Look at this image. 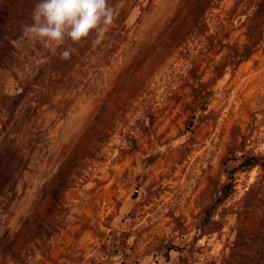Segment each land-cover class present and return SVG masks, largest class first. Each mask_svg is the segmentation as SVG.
Masks as SVG:
<instances>
[{"label":"rangeland","instance_id":"374dc122","mask_svg":"<svg viewBox=\"0 0 264 264\" xmlns=\"http://www.w3.org/2000/svg\"><path fill=\"white\" fill-rule=\"evenodd\" d=\"M258 2L108 0L102 38L57 48L0 0V264H264Z\"/></svg>","mask_w":264,"mask_h":264},{"label":"clouds","instance_id":"9594fccd","mask_svg":"<svg viewBox=\"0 0 264 264\" xmlns=\"http://www.w3.org/2000/svg\"><path fill=\"white\" fill-rule=\"evenodd\" d=\"M113 23L108 0H36L31 22L23 25V38L60 48L68 40L79 43L95 30L102 38ZM69 59L72 49L60 53Z\"/></svg>","mask_w":264,"mask_h":264},{"label":"trees","instance_id":"16d2710c","mask_svg":"<svg viewBox=\"0 0 264 264\" xmlns=\"http://www.w3.org/2000/svg\"><path fill=\"white\" fill-rule=\"evenodd\" d=\"M255 15H256V28L259 29L260 26H262L263 21H264V0H259L258 4H257V8L255 11ZM256 34V33H255ZM255 34H251L248 37V42L245 43L242 48L240 50L235 49L233 52V64L237 65L238 63H240L242 60L247 59L249 57V55L252 53L254 46H255ZM259 34V32H258ZM86 139V134L83 135V138H81L79 140V142L77 143L75 149L71 152V154L65 159V161L62 163L61 167L59 168V170L57 171V173L55 174V176L51 179V181H49V183H47V188H49V193H51L50 196H52V199H55V196L57 193H55V191H53L56 187H57V183L56 180L60 177V175L63 172H67L65 171V168L67 169L74 160L77 159V154L76 151L78 149H80V145H82V142ZM258 161V157L255 156H249V157H245L240 165H246V166H250L255 164ZM70 170V169H69ZM228 179L229 182L224 185L222 191H221V195L218 197V199H220L221 197H224L228 194V191L230 190V188L232 187V173L231 171L228 172ZM61 185V184H60ZM208 209V208H207ZM206 209L205 213L206 215H209L208 210ZM25 228H26V224H25ZM15 241L14 240H7V238L3 237L1 244L4 248L5 251L10 252L13 256V258H15V256L18 255V253H12V246L14 245Z\"/></svg>","mask_w":264,"mask_h":264}]
</instances>
